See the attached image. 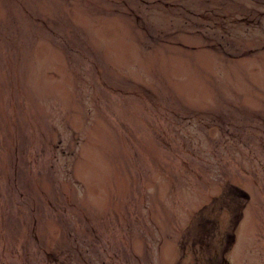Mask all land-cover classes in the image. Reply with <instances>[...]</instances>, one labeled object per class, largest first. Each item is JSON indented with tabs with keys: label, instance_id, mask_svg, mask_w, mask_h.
Listing matches in <instances>:
<instances>
[{
	"label": "rangeland",
	"instance_id": "rangeland-1",
	"mask_svg": "<svg viewBox=\"0 0 264 264\" xmlns=\"http://www.w3.org/2000/svg\"><path fill=\"white\" fill-rule=\"evenodd\" d=\"M0 264H264V0H0Z\"/></svg>",
	"mask_w": 264,
	"mask_h": 264
}]
</instances>
